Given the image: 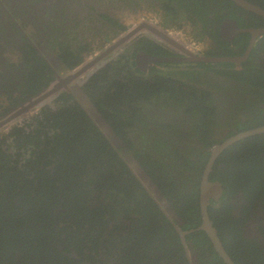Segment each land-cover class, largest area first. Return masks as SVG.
<instances>
[{
	"label": "trees",
	"instance_id": "16d2710c",
	"mask_svg": "<svg viewBox=\"0 0 264 264\" xmlns=\"http://www.w3.org/2000/svg\"><path fill=\"white\" fill-rule=\"evenodd\" d=\"M143 1L130 3L131 9L143 11ZM159 1L164 23L173 29L199 19L201 34L195 37L200 41L207 35L219 40L215 25L228 16L245 28L264 27V16L232 0ZM248 1L264 9V0ZM248 35L242 34L235 43L242 45L241 53ZM259 38L241 69L226 71L203 63L233 81V87L225 81L215 86L228 94L224 113L210 90L198 95L193 87L185 90L177 78L171 79L175 86L164 92L176 94L174 104L186 109L188 136L178 137L181 130L175 125H170V133L176 140L159 132L148 136L145 127H139L138 78L129 84L119 80L116 92L106 93V100L130 106L129 110L117 106L108 119H114L111 126L118 135H128L126 129L131 128L129 150L151 176L154 193L132 172L131 157L124 159L77 102L58 100L56 109L41 108L36 128L31 129V123L27 129L15 127L5 137H13L18 145L14 157L3 148L5 138L0 142V264H225L204 230L188 233L185 246L176 225L191 230L202 224L200 186L214 147L234 134L264 126V66L255 65V58L264 53V35ZM24 40L28 45L24 59L33 76L27 86L37 85L26 93L33 95L48 85L45 79L52 80V70L37 48ZM54 43L70 68L92 51L82 42L65 44L60 36ZM95 81L94 89L99 76ZM236 90L246 96L239 103L229 96ZM210 180L224 187L222 198L210 201L208 212L225 249L236 264H264V132L224 149ZM251 222L257 224V237L247 233Z\"/></svg>",
	"mask_w": 264,
	"mask_h": 264
},
{
	"label": "flooded vegetation",
	"instance_id": "af4514ba",
	"mask_svg": "<svg viewBox=\"0 0 264 264\" xmlns=\"http://www.w3.org/2000/svg\"><path fill=\"white\" fill-rule=\"evenodd\" d=\"M137 2L140 0H0V27L3 29L0 32V95H5L8 99V105L0 109V123H8L9 121L6 120L12 115H14L13 120L23 116L27 119L26 123L28 122L27 125L26 123L23 125L14 123V126L10 125L0 131V142L3 141V138L8 137V134L17 126L27 129L31 123V129L36 128L35 118L42 107L37 111L39 104L35 109L24 106H28L33 99L58 82L59 87L56 92L42 100L43 107L49 105L56 109L59 105L58 100L61 103L77 102L81 104L84 111L97 122L106 138L125 155L124 159L131 157L133 161H130L129 165L140 183L144 187H151L153 193L155 192L156 187L151 185L153 183L151 176L136 159H133L132 151L129 150L132 143L131 138L133 139V137H128L133 133L131 128L126 129L129 131L128 135H118L111 126L114 119L111 118L110 121L108 119V115L113 114V110L117 109V106L121 105V110H129L130 106L124 105L123 102H117L116 99L106 100V93H115L119 80L129 84L138 78V101L135 105L139 108L138 113L142 114L139 117V127L144 126L148 136H151V132L162 133L172 140H176L172 137L188 136L187 130H190L191 124L185 113L186 109L174 104L176 94L164 92V89L175 86L171 79L177 78L180 87L185 90L188 86L191 87L190 90L193 87L198 95H204L210 90V95L216 100L219 110L224 113L222 109L224 98L228 94L225 91H218L215 86L219 82L225 81V85L229 84L233 87V81L227 80L230 77L223 73H214L210 66L203 65L201 62L189 61L186 58H190L191 52L217 57L241 56L250 43L251 35L239 33L232 41H225L224 38H229L231 35L230 32L227 35L224 34L221 27L225 18H233L228 16L215 25L219 40L210 35H207L202 41L195 37L201 34V28L197 25V23L201 24L199 19H195L194 22L189 21L187 24L189 30L193 31V34L189 32L191 37L188 38L186 35V39L178 40L170 33L174 27L164 23L166 17L159 6L161 1L144 0L142 3L144 9L139 12L134 11L135 8L131 9L133 5L130 3ZM151 10L156 15L143 18L139 22L140 24L136 25V17L144 14L141 12ZM239 15L245 17L242 14ZM128 20L131 22L128 23ZM27 24L34 29L33 36L27 35L23 30ZM120 24L124 29L121 30ZM239 26L245 28L240 23ZM68 33H70L69 36ZM242 34L248 35L245 36L248 43L243 53H241L242 45L240 47L235 45ZM56 36H60V41L65 44H70L69 41L71 43L82 42L88 45L92 51L85 52L83 61L70 68L58 54V46L54 43ZM23 38L29 45L37 48L52 70V80L45 79L48 85H43L39 92L33 95H30L29 92L26 93L37 85L27 86L33 76L31 68L27 66L24 59L23 52L28 49V45ZM259 39L253 48L256 47ZM170 40L173 41L172 44ZM187 42L195 43L196 47L193 49L188 46ZM226 42L230 43L229 46L225 44ZM5 50H15L20 54L18 65H13L5 58ZM260 55L259 59L255 58V65L264 66V53H260ZM148 57L182 58L183 61H169L164 62L165 64L150 63ZM247 61L242 64L224 62L225 66L219 64L216 65V69L226 71L241 69ZM164 75L169 78L162 81L160 77ZM98 76L99 83L94 89L93 85ZM257 88L256 86L252 87V89ZM153 91L162 92L159 95ZM229 96L234 97L233 101H238V103L240 99L246 97L238 90L231 92ZM100 102H104V107L99 106ZM218 120L219 125L220 121ZM170 125H175V128L180 129L181 132L177 136L170 133ZM183 130H186L185 135ZM5 143L6 145L3 144L5 152L10 153L11 158L14 157L13 153L17 151L18 146L15 139L13 137L5 138ZM250 224L247 230L248 235L257 237L259 235L257 224L255 222Z\"/></svg>",
	"mask_w": 264,
	"mask_h": 264
},
{
	"label": "water",
	"instance_id": "95a60500",
	"mask_svg": "<svg viewBox=\"0 0 264 264\" xmlns=\"http://www.w3.org/2000/svg\"><path fill=\"white\" fill-rule=\"evenodd\" d=\"M240 7L244 9L264 16V9L248 0H232ZM222 30L226 35L230 32L231 37L224 38L225 41H232L239 33H247L251 35L250 43L245 51V53L241 56H205V55H191L190 58H186L189 61L202 62V63H222V62H231L241 64L244 61H247L252 49L257 41V39L264 35V27H250V28H242L239 26V23L236 19L233 18H225L222 23ZM132 33V32H131ZM127 36V35H126ZM125 36V37H126ZM150 63L152 62H163V61H183L182 59L170 60L169 58H157V57H148ZM59 87V83L54 84L49 90L40 94L38 97L33 99L28 106H24L25 108L35 109L38 104L42 102L46 97L52 95L56 92ZM33 106V107H32ZM14 118V115L10 116L6 121H10ZM1 124V123H0ZM264 132V126L249 129L246 131L239 132L234 134L228 138H226L222 143L218 144L212 151L209 162L207 163L205 170L203 172L201 186H200V207H201V215H202V224L196 228L191 230H183L179 226L176 225V229L180 234L181 240L183 244L186 246V235L188 233H192L196 230H204L209 238L211 239L213 246L220 257L223 259L225 264H236L232 257L229 255L227 250L224 247V244L221 238L218 235L217 229L214 227L213 222L209 216L208 207L211 200L219 201L223 196L224 187L222 183L218 180H210V173L213 168V164L219 154L226 149L228 146L233 143L239 141L240 139L261 134ZM187 252H189L187 250ZM72 256L77 257L76 253H73Z\"/></svg>",
	"mask_w": 264,
	"mask_h": 264
},
{
	"label": "rangeland",
	"instance_id": "374dc122",
	"mask_svg": "<svg viewBox=\"0 0 264 264\" xmlns=\"http://www.w3.org/2000/svg\"><path fill=\"white\" fill-rule=\"evenodd\" d=\"M145 10H146V8H145ZM141 13H144V14H146L147 15V17L149 16V17H154L155 15H156V13L155 12H153L152 10L151 11H145V12H141ZM139 14V13H138ZM129 20H130V18H129ZM128 20V23H130L131 21H129ZM23 30L27 33V35L29 34L30 36H33L34 34H35V32H34V29L31 27V26H28V24L25 26V27H23ZM186 30H187V32H191L192 34H193V31H192V29L191 30H189V26L188 27H186ZM4 55H5V58H7L8 60H9V62L10 63H13V65H18V63H19V61H20V54L17 52V51H15V50H5V52H4ZM217 64H215V65H213V66H211V67H215ZM8 105V99H7V97L5 96V95H0V109H2L3 107H5V106H7ZM43 102H42V104H40V106H39V108L38 109H36L37 111L41 108V107H43ZM35 110V111H36ZM26 121H27V119H25L23 116H19V117H17V119H15V120H10L8 123H7V126H6V128L7 127H9L10 125L12 126L14 123L15 124H18V125H23V124H25L26 123ZM14 124V125H15ZM28 124V122L26 123V125ZM13 125V126H14ZM105 256H108L109 254L108 253H103Z\"/></svg>",
	"mask_w": 264,
	"mask_h": 264
},
{
	"label": "clouds",
	"instance_id": "9594fccd",
	"mask_svg": "<svg viewBox=\"0 0 264 264\" xmlns=\"http://www.w3.org/2000/svg\"><path fill=\"white\" fill-rule=\"evenodd\" d=\"M147 17V15L146 14H141V15H138L136 18H137V23H136V25H139L140 23V21H142V19L143 18H146ZM186 27H188V25H185L182 29H173L170 33H172L178 40H183V39H186V35L188 36V38H190L191 37V35L189 34V32H187V30H186ZM170 43L172 44L173 43V41L172 40H170ZM188 43V46H190V47H192L193 49L196 47L195 46V43H191L190 44V42H187ZM196 51V50H195ZM191 55H198V54H196L195 52H191ZM205 56H208L207 54L205 55ZM157 58H163V57H157ZM170 60H177V59H182V58H169ZM164 62H169V61H163V62H159L160 64H165ZM245 62V61H244ZM202 63V62H201ZM222 63H224V62H222ZM243 63V62H242ZM241 63V64H242ZM205 64H217V63H205ZM220 64V63H219ZM224 70V69H223ZM56 83H58V82H56ZM55 83V84H56ZM54 85V84H53ZM52 85V86H53ZM40 104H42V102L40 103ZM39 104V105H40ZM6 126H7V123H1L0 124V131H2L3 129H5L6 128ZM216 147V146H215ZM214 147V148H215Z\"/></svg>",
	"mask_w": 264,
	"mask_h": 264
}]
</instances>
